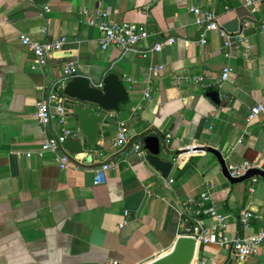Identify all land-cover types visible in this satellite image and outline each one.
<instances>
[{
    "label": "crops",
    "instance_id": "1",
    "mask_svg": "<svg viewBox=\"0 0 264 264\" xmlns=\"http://www.w3.org/2000/svg\"><path fill=\"white\" fill-rule=\"evenodd\" d=\"M193 7L214 12L227 37L208 32L202 45ZM84 12L143 24L151 35L129 51L103 50L100 32ZM239 33L250 50L234 38ZM21 34L38 42L66 36L69 42L40 67ZM169 38L176 43L152 51ZM69 63L95 84L110 72L120 74L129 100L116 117L106 113L97 144L70 154L80 164L63 171L54 153L38 155L59 129L56 120L43 127L36 113L63 82ZM227 66L233 74L218 85ZM195 76L204 78L203 85L185 80ZM257 106L264 109V3L252 9L241 0H0V264H148L197 227H219L217 217L199 216L195 206L211 185L207 206L226 217L225 234L235 239L258 233L264 228V110L250 119ZM118 119L127 121L134 143L145 145L148 135L161 138L162 158L175 163L168 179L131 147L114 152ZM68 122L73 139L80 138L77 119L69 116ZM190 146L196 152L180 161ZM103 163L113 166L96 184ZM244 163L250 170L233 178L229 168ZM247 211L254 217L245 229ZM201 262L264 264V247L239 261L228 247L202 244L193 264Z\"/></svg>",
    "mask_w": 264,
    "mask_h": 264
},
{
    "label": "built area",
    "instance_id": "2",
    "mask_svg": "<svg viewBox=\"0 0 264 264\" xmlns=\"http://www.w3.org/2000/svg\"><path fill=\"white\" fill-rule=\"evenodd\" d=\"M242 3L248 7L255 9V6L259 3H264V0H241ZM46 11H49V7L45 8ZM192 12L195 15V20L197 25L203 29V37L201 40L202 45L207 44L206 35L208 32H217L222 36L227 37V35L220 31L218 26V18L214 12L203 11L201 8L193 7ZM86 16V21L89 25L98 28L100 32L99 44L101 49L107 50L111 47H120L125 51L132 50L140 42L147 40L151 33L147 27L143 24L137 23H116L108 19L107 15L101 12H98L94 15L84 12ZM249 23L245 24V27H248ZM42 32L45 35H48V29L44 28ZM236 40L242 42L247 50L251 49V46L248 44V39L243 33H239L234 36ZM21 43L28 48L35 55L36 65L43 67L46 65L47 61L57 52H63L66 44L69 42V39L66 36H61L51 41L38 42L31 38L29 35L21 34L20 36ZM176 38H169L157 42L152 51L153 52H162L163 49L167 46L174 45L176 43ZM162 67L154 68L153 74L157 78L161 71ZM77 66L74 63H69L63 70L64 80L60 84H56L46 101H42L38 104V110L36 113V118L38 122L45 128L50 127L53 124V121L56 120L59 133H55L50 138L42 142L41 147L38 151V155L42 156L45 153H54L56 155L57 163L61 170H67L73 165H79L77 159L73 158L65 149V144L72 140L75 136L73 130L69 127L68 118L71 114V109L67 106V97L64 95L65 83L78 75ZM233 74V68L227 66L223 69L221 78L217 81L218 85L223 84L226 81H229ZM187 82H192L198 85H203L204 78L201 76L195 77H186ZM152 96L151 88H148L145 93V98L150 100ZM262 106H257L253 108L252 115L250 119L258 116L263 111ZM112 116L116 117V113H112ZM117 136L113 142V150L115 153L127 149L131 144V137L129 136V128L126 120L118 119L117 120ZM131 149L133 154L142 158L143 160L146 157L147 149L144 144L135 142L131 144ZM197 146L186 147L179 153V160L186 161V158L189 154L195 153ZM103 156L102 153H100ZM31 156V154H27ZM111 163H103L96 172V184H102L106 180L107 172L112 168ZM250 165L244 163L242 165H235L229 168V173L233 178H240L247 174L250 170ZM257 182V179H254ZM171 181L170 183H173ZM214 185H211V191L214 190ZM207 191L201 194L199 200L195 202L197 207V215H207L215 216L218 218L220 224L219 227L213 229L204 230L202 227H197L195 234L192 235L197 238L198 245L202 244H216L220 247H228L232 250L233 254L239 261H245L248 258L258 255L261 249L264 247V228L256 234L246 235L243 237L230 239L225 232L223 231L224 221L226 217L218 214L216 206L208 207L207 203L212 200V192ZM251 192H255L254 188H251ZM254 214L252 211L244 212L241 222L245 229H247L251 223ZM199 222V221H198ZM199 264H204L203 262Z\"/></svg>",
    "mask_w": 264,
    "mask_h": 264
},
{
    "label": "water",
    "instance_id": "3",
    "mask_svg": "<svg viewBox=\"0 0 264 264\" xmlns=\"http://www.w3.org/2000/svg\"><path fill=\"white\" fill-rule=\"evenodd\" d=\"M218 94V91H213L211 96L217 99ZM64 95L72 103L70 116L77 119L81 135L80 138L72 139L65 144L66 151L72 155H82L87 146H95L106 113L121 112L123 104L129 100L123 78L116 72L108 73L101 84H95L86 76L73 77L65 83ZM144 139L146 149L149 151L145 158L147 164L163 179H168L175 163L173 160L162 158L164 146L161 138L157 135H148ZM132 143L134 142L131 141ZM197 248L196 237L180 236L170 252L148 264H193Z\"/></svg>",
    "mask_w": 264,
    "mask_h": 264
}]
</instances>
